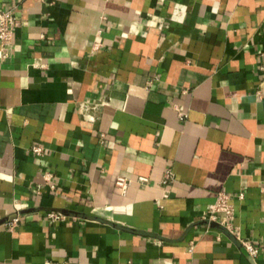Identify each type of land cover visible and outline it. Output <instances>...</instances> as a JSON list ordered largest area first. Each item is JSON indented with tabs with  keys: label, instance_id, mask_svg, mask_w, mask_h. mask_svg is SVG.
<instances>
[{
	"label": "crops",
	"instance_id": "obj_1",
	"mask_svg": "<svg viewBox=\"0 0 264 264\" xmlns=\"http://www.w3.org/2000/svg\"><path fill=\"white\" fill-rule=\"evenodd\" d=\"M14 4L0 57V264H264V0ZM117 176L131 180L124 192ZM219 191L254 258L202 218Z\"/></svg>",
	"mask_w": 264,
	"mask_h": 264
},
{
	"label": "built area",
	"instance_id": "obj_2",
	"mask_svg": "<svg viewBox=\"0 0 264 264\" xmlns=\"http://www.w3.org/2000/svg\"><path fill=\"white\" fill-rule=\"evenodd\" d=\"M10 5L5 9H0V57L5 58L9 54V50L12 45L13 39V29L17 25V17L15 15V4L14 0H9ZM97 104L85 103L81 106V112L84 116H90L93 118V115L90 114V110H94ZM182 117V114H179ZM99 138L101 141L104 138L103 133H99ZM31 151L36 156H41L43 153V148L38 145H32ZM44 184L51 190L56 191V184L53 181V175L49 171H45L42 174ZM174 180L173 172L170 168H167L161 179V184L164 188H167L172 184ZM138 181L143 184L146 182L145 177H139ZM131 180L124 176H117L115 179L116 187L124 192L130 185ZM164 196L167 195V191L164 190ZM243 193L238 194L239 198H242ZM230 195L226 192L219 191L215 196V200L208 205L206 211L204 212L202 218L207 222H215L222 228H224L229 234H231L235 239H237L246 252L254 258L258 254V249L254 246L253 242L248 239H243L241 237L240 231L238 228L232 226V219L234 214L233 204L230 202ZM46 218L50 222H60L65 219V214L57 211H48L46 212ZM19 221V215L16 214L6 221V225L12 227L17 224ZM192 246H190L191 249Z\"/></svg>",
	"mask_w": 264,
	"mask_h": 264
}]
</instances>
